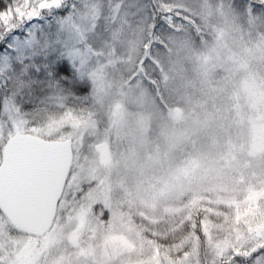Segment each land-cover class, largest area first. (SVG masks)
I'll use <instances>...</instances> for the list:
<instances>
[{"label":"snow or ice","instance_id":"1","mask_svg":"<svg viewBox=\"0 0 264 264\" xmlns=\"http://www.w3.org/2000/svg\"><path fill=\"white\" fill-rule=\"evenodd\" d=\"M237 34L264 50V0H0V264H166L156 229L178 210L153 203L197 163L149 177L179 145L153 148L148 133L183 115L197 46ZM198 107L188 139L214 126ZM145 188L151 201L137 197ZM203 203L193 197L177 227L191 224L209 264H264V224L246 223L264 213V191L235 217L218 214L223 242ZM168 264H190L189 253Z\"/></svg>","mask_w":264,"mask_h":264},{"label":"rangeland","instance_id":"2","mask_svg":"<svg viewBox=\"0 0 264 264\" xmlns=\"http://www.w3.org/2000/svg\"><path fill=\"white\" fill-rule=\"evenodd\" d=\"M236 51L243 53L240 56V52L236 54ZM192 55L195 62L189 61L185 66L186 75L196 84L194 89H189L183 115L175 120L153 123L152 131L148 133L154 142L153 148L161 142L176 143L179 147L162 166L148 172V176L153 179L171 176L183 169L190 160L195 161L197 167L188 176L176 180L175 196L167 195L161 198L163 202L157 200L153 203V212L156 208L178 210L177 214L181 217L180 211L190 205L195 197L198 201H204L200 206L201 212L205 207L208 209L206 222L212 229L213 239L223 242L231 237L213 227L220 223L218 214L231 212L235 217L243 208L247 193L257 189L264 191L261 188L264 185V84L256 88L250 83L244 64L242 66L239 62L257 60L264 56V50L256 41H245L237 34L227 36L226 41L219 44L211 39L203 47L197 46ZM205 64L209 71L206 75L197 76V70ZM256 66L259 68L258 64ZM199 105H205L207 111L214 113V126L207 134L201 133L198 137L188 139L192 127V119L188 114L193 108L197 112L201 111ZM127 148L128 145L123 144L115 150L126 152ZM140 155L146 154L141 152ZM120 180V176L112 174L111 183L114 187L120 186ZM137 197L140 200H152L147 188L138 192ZM229 205L232 207L229 208ZM167 223L168 227L156 229L160 233L156 239H160L161 244L173 242L179 237L172 217ZM246 223L264 224V213L259 212L258 206L250 211ZM168 235H171L169 241L166 240ZM191 237V232L186 233L184 242L191 241ZM179 244L176 243L174 248ZM199 245L196 254H189L190 264H209L207 243L200 241ZM167 250L161 247L162 258ZM151 252L152 249L145 245V259ZM169 261L174 262L167 255L166 264Z\"/></svg>","mask_w":264,"mask_h":264},{"label":"trees","instance_id":"3","mask_svg":"<svg viewBox=\"0 0 264 264\" xmlns=\"http://www.w3.org/2000/svg\"><path fill=\"white\" fill-rule=\"evenodd\" d=\"M244 51V49H242ZM243 51H236V54L240 52V56L242 55ZM241 62V65L243 66L244 64V68H246L247 73L249 74L248 76V80L250 81V83L254 84L256 86V88H258L259 86L264 84V56L259 57L257 60L254 59L253 60H249L248 62L245 63V61H239ZM253 62V67H250V64H252ZM256 64L259 65L256 66ZM173 222L175 223V227H176V231H177V235L179 236L178 238H176L173 242H167V248H164L165 250L168 249L167 255L170 257V259L172 261H175L178 257H181L184 252H188L189 254H196L197 251L200 249V245L199 242H197L194 232L195 229H193L191 227V224L185 219L183 222V225L180 227H177V225L180 224L182 217H180L178 214H176L174 217H172ZM192 233V237H191V241H188V243L184 242V237L186 235V233ZM171 234V233H169ZM189 235V234H188ZM171 235H168V238L166 240L169 241ZM191 242L193 244V246L191 247ZM176 243H181V245H177L174 248V245ZM166 244V243H165ZM176 247H179L178 249Z\"/></svg>","mask_w":264,"mask_h":264},{"label":"water","instance_id":"4","mask_svg":"<svg viewBox=\"0 0 264 264\" xmlns=\"http://www.w3.org/2000/svg\"><path fill=\"white\" fill-rule=\"evenodd\" d=\"M263 103H264V101H263Z\"/></svg>","mask_w":264,"mask_h":264}]
</instances>
